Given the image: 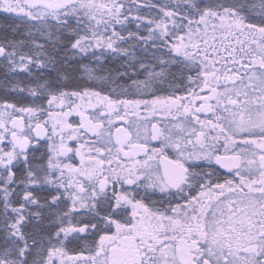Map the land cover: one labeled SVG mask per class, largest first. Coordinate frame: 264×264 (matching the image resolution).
<instances>
[{
  "label": "snow or ice",
  "instance_id": "obj_1",
  "mask_svg": "<svg viewBox=\"0 0 264 264\" xmlns=\"http://www.w3.org/2000/svg\"><path fill=\"white\" fill-rule=\"evenodd\" d=\"M0 20V264H264V0Z\"/></svg>",
  "mask_w": 264,
  "mask_h": 264
},
{
  "label": "trees",
  "instance_id": "obj_2",
  "mask_svg": "<svg viewBox=\"0 0 264 264\" xmlns=\"http://www.w3.org/2000/svg\"><path fill=\"white\" fill-rule=\"evenodd\" d=\"M4 23L2 20H0V24Z\"/></svg>",
  "mask_w": 264,
  "mask_h": 264
}]
</instances>
